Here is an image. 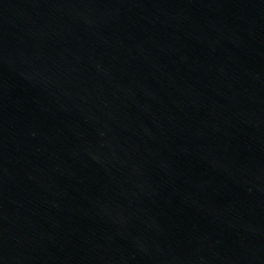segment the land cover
I'll return each instance as SVG.
<instances>
[{"label":"water","instance_id":"1","mask_svg":"<svg viewBox=\"0 0 264 264\" xmlns=\"http://www.w3.org/2000/svg\"><path fill=\"white\" fill-rule=\"evenodd\" d=\"M0 264H264V0H0Z\"/></svg>","mask_w":264,"mask_h":264}]
</instances>
